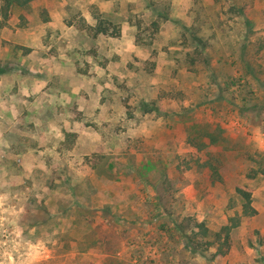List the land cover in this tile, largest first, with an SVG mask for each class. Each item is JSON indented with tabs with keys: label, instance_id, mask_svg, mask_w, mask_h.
Returning a JSON list of instances; mask_svg holds the SVG:
<instances>
[{
	"label": "rangeland",
	"instance_id": "obj_1",
	"mask_svg": "<svg viewBox=\"0 0 264 264\" xmlns=\"http://www.w3.org/2000/svg\"><path fill=\"white\" fill-rule=\"evenodd\" d=\"M188 217L211 233L238 221L224 254L188 248ZM0 264H264V0L14 8Z\"/></svg>",
	"mask_w": 264,
	"mask_h": 264
},
{
	"label": "trees",
	"instance_id": "obj_2",
	"mask_svg": "<svg viewBox=\"0 0 264 264\" xmlns=\"http://www.w3.org/2000/svg\"><path fill=\"white\" fill-rule=\"evenodd\" d=\"M33 1L34 0H0V29L8 25L14 8H25ZM95 30L96 33L106 34L107 32L105 25L101 22L95 26ZM226 85L228 86V84ZM235 192L241 199L242 215H255L256 211L252 207L251 194L242 188H236ZM187 226L188 234L185 233V236L183 235V237L191 251H204L209 247H213L216 242H220L217 245L215 254L222 255L224 254L223 247L228 244L229 234L233 228L238 226V221L235 218H230L229 223L222 226L219 231L215 233H211L203 222H197L191 217H188ZM175 227L181 232L186 231L184 228L182 229V224H178Z\"/></svg>",
	"mask_w": 264,
	"mask_h": 264
}]
</instances>
